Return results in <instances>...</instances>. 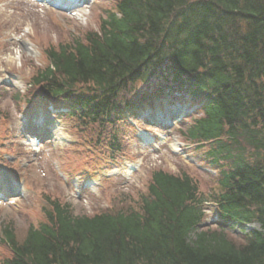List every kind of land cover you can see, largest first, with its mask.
<instances>
[{"label":"trees","instance_id":"1","mask_svg":"<svg viewBox=\"0 0 264 264\" xmlns=\"http://www.w3.org/2000/svg\"><path fill=\"white\" fill-rule=\"evenodd\" d=\"M102 14L97 31L45 49L30 89L117 142L122 109L133 115L145 98L133 89L136 104L116 102L129 86H175L199 105L177 133L215 171L212 186L203 194L187 174L156 170L135 205L92 216L45 198L22 241L3 223L0 264H264V0H115ZM206 203L218 225H203Z\"/></svg>","mask_w":264,"mask_h":264},{"label":"rangeland","instance_id":"2","mask_svg":"<svg viewBox=\"0 0 264 264\" xmlns=\"http://www.w3.org/2000/svg\"><path fill=\"white\" fill-rule=\"evenodd\" d=\"M93 1L89 10L64 12L34 0H0V177L8 181L6 186L0 184V230L11 222L18 241L29 225L41 221L45 198L69 203L75 214L92 216L128 202L135 205L156 170L187 174L203 194L215 178L195 146L177 136L176 121L167 128L141 118L121 120L114 125L119 139L111 142L108 128L105 134L99 125L83 128L67 115L46 109L37 90L30 89L32 78L47 64L46 48L97 31L103 10L115 5V0ZM133 89L138 98L148 87L129 86L116 102L135 104L132 93H127ZM18 95L23 97L19 103ZM168 99L159 103L163 113ZM176 101L185 113L194 112L187 96ZM31 114L40 116V121L34 122ZM12 192L16 193L7 195ZM215 218V208L206 205L204 224ZM244 229L247 233L258 226ZM232 231L230 237L238 240V227ZM8 257L9 250L0 245V261Z\"/></svg>","mask_w":264,"mask_h":264}]
</instances>
